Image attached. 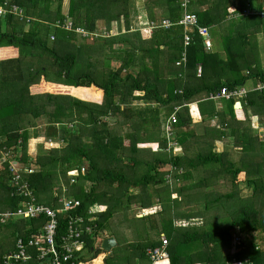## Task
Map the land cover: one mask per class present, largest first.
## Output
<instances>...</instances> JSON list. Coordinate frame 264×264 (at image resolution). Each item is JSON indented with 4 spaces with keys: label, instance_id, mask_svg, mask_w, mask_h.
I'll return each mask as SVG.
<instances>
[{
    "label": "trees",
    "instance_id": "obj_1",
    "mask_svg": "<svg viewBox=\"0 0 264 264\" xmlns=\"http://www.w3.org/2000/svg\"><path fill=\"white\" fill-rule=\"evenodd\" d=\"M64 1L0 0L8 9L0 17V157L8 153L0 166V213L15 212L26 201L11 183L14 160L37 204L55 209L63 186L66 197L79 201L77 209L58 215L57 239L66 234L71 217H82L91 228L80 237L84 246L72 255L73 264L104 253L101 236L116 214L124 219L133 207H158L154 214L132 217L148 238L113 250L110 264H139L148 249L161 245V234L169 264H264V132L259 130L264 128V90H255L264 82L256 59L264 22L255 14L242 19L244 27L234 22L223 27L229 14L235 17L247 8L263 12L264 7H257L258 0H193L189 11L198 24L209 36L217 27L222 36L220 50L206 51L195 32L184 49L179 0H142L146 15L139 25L144 31L155 25L147 38L131 29V0H67L65 14ZM160 4L164 12L157 21ZM193 4L206 7L194 10ZM12 6L21 13H13ZM68 19L69 31L63 28ZM165 19L174 25L160 27ZM98 21L107 30L116 22L117 35L96 36ZM92 34L90 44L79 43ZM183 52L184 65L178 64ZM248 81L253 87H245ZM242 87L247 93L239 100L241 109L221 100L218 111L208 98L221 88ZM196 101L206 109L203 122L215 117L219 128L204 127L200 135L190 128L188 105ZM173 113L176 123L168 140L163 126ZM34 138L42 141L29 153L28 141ZM225 138L231 146L216 152L214 142ZM49 140L57 146L47 147ZM168 142L181 154L172 153ZM152 143L156 151L142 147ZM81 167L84 173L69 185L68 173ZM98 206L105 210L88 213ZM194 220L201 224H191ZM45 222L39 216L0 223V264L17 238H35ZM30 252L35 258L36 251Z\"/></svg>",
    "mask_w": 264,
    "mask_h": 264
},
{
    "label": "built area",
    "instance_id": "obj_2",
    "mask_svg": "<svg viewBox=\"0 0 264 264\" xmlns=\"http://www.w3.org/2000/svg\"><path fill=\"white\" fill-rule=\"evenodd\" d=\"M192 1L193 0H179V5L182 8V14L177 24L183 26L184 28L183 47L185 49L189 45L191 39L190 33L195 32L200 38H202L205 50L209 51L212 48L209 30L207 27L200 26L198 24L197 16L189 11V7L191 6ZM7 10L8 9H5L3 6H0V17L4 16L7 13ZM11 10L13 13H21V11L18 10L16 6H12ZM255 14L259 15L261 20L264 22V11L254 13L249 8L245 9L243 13L238 16L234 17L232 14H230L229 17L243 19ZM172 25H174V23L165 19L161 20L159 26L168 29ZM154 27L155 25L151 24L149 26V30ZM63 28L67 31L72 30V21L70 19L66 20ZM74 30L82 37L88 36V34L80 28H75ZM185 57V52H183L181 55V61L178 64L182 63L184 65L186 62ZM195 73L197 77L200 76V66H197ZM255 90H264V82L258 83L255 87ZM246 93L247 90L243 87L234 90L221 88L219 92H217L216 94H210L208 98L213 101L232 100L235 103H240L239 100L243 99L246 96ZM175 123L176 116L173 113L168 117L163 126L164 133L168 140H170L171 138L172 128ZM168 144L172 147V153H175L178 146L175 143L173 144L168 142ZM47 145L49 148L57 146L55 142H52L50 140L46 141V146ZM7 154L8 153H2L0 157V166L6 162ZM9 172L11 183L17 188V191L21 193L26 201L23 202L22 206L15 212L0 213V223L3 224L10 218L32 219L39 216H43L46 219V222L37 230V236L35 238L29 240L17 238L14 245V251L3 257V264H28V262L33 259L35 261V264H73L71 263L72 255L74 254V252L81 251L84 246V243L82 240H80V237L83 234H90L91 228L87 225L84 226L82 217H71L68 221L66 234L60 239H57L58 215L69 213L72 210L77 209L80 205L79 201L66 197L65 193L67 191L63 186L61 190V196L56 200L57 207L55 209L37 204L34 196L28 188V185L21 178L23 170L14 160H11L9 162ZM27 172L32 173L33 170H28ZM80 173H84L83 167H81L79 170L70 171L67 176L68 184L75 185ZM88 213H96V207H91ZM160 241L161 245L159 247L147 250V256L152 262L158 260H168V253L166 251L168 242L163 235H161ZM30 250L36 251L35 258L33 257V254L30 252Z\"/></svg>",
    "mask_w": 264,
    "mask_h": 264
},
{
    "label": "crops",
    "instance_id": "obj_3",
    "mask_svg": "<svg viewBox=\"0 0 264 264\" xmlns=\"http://www.w3.org/2000/svg\"><path fill=\"white\" fill-rule=\"evenodd\" d=\"M131 1H132L131 29H133V25H134L135 28L136 27L138 28L136 30H141L142 28H141V26L139 24L140 23L141 24H144L145 23L144 21H145V15H146L145 14V10L143 8L144 5H142L143 1L142 0H131ZM195 1H198V0H195ZM256 5H257V7L259 5V7L263 8L264 7V0H258V2H256ZM205 7H206V5L198 6L196 4H193L192 7H191V9H194V10L195 9L202 10ZM163 12H164L163 11V5L160 4V6H158L156 8V11H155L156 19L158 18L157 21H159L160 19H162ZM229 16H230V14H229ZM229 16L227 17V21L224 22V25L226 23L229 24V22L231 20V18ZM232 22H234L237 26H239V28H240V26H243L244 27V21L242 19H238L236 22L233 20ZM112 24H113V29H114L113 31H115L116 34H117L118 33V31H117L118 30V25H117L116 22H113ZM221 24L222 23H220V25ZM121 26H123V25H121ZM212 29H214L216 31L218 30L217 27L211 28V30ZM122 30H123V28H122ZM221 30H222V27H221ZM142 31H144V30L142 29ZM145 31H147L148 33H150L149 32L150 31L149 29H146ZM218 35H219L218 37H220V34H218ZM258 36L263 41V37H261L262 35L260 34V35H257V37ZM259 37L257 39H259ZM210 40H211V36H210ZM214 40H211V42H212V48L214 50H220V44H219L220 38H218V42L216 40L214 42ZM263 44H264V41H263ZM262 54H264V51L263 50H262ZM222 55H223V53H222ZM262 67L264 68V66H262ZM253 83H254V81H248V82L245 83V87L246 88H251V87H253ZM135 104H137V103H135ZM214 104H215L216 109L219 111V110H221L223 108L222 105L224 103H222L220 101H216ZM139 105L142 106L143 103H141ZM240 105H241V108H242V104L241 103H240ZM188 109H189V114H190V118H191L190 128H192L197 135H200L203 132V128L204 127H207V126H210V127H213V128H219V122H218L217 118H215V117L213 119H211V120H208L206 122H203L202 114L203 113L206 114V109H205L204 106H201L200 107V105H198V102L197 101L189 104L188 105ZM239 115H241V114H239ZM259 130H261V129H259ZM261 131L264 132V129H262ZM34 140H35V138L34 139H30V141H34ZM40 140H42V139L40 138ZM39 144H41V141H39L38 143L35 144L36 145V148H37V146ZM214 145H215V151L216 152H221L225 148L231 146V139L230 138H225L222 141L217 140V141L214 142ZM142 147H144L145 149H151L152 151H156V149H157L158 146H157V143H152V144L143 145ZM180 152H181V148L178 146L176 148L175 154H181ZM29 153H31V152H29ZM133 192L134 193H137V191H133ZM104 210H105V208L102 207V206L96 207V212L97 213L103 212ZM157 210H158V207H153V208L148 209V210H141L138 207H133V209H131L130 211H127V214H135L136 217H139L140 218V217L144 216V213H146V215H147V213L149 214L152 211V213L154 214ZM152 213H150V214H152ZM122 215H123V213L122 214H116L114 216V219L112 221V224H110V226H109L110 228L107 229L104 232V234L101 236V240H104V239L110 238V237L114 238L115 243H116L115 246L111 249V251L109 253H105L104 252L103 255L99 254L97 256V258H95L94 260H92L90 262H87L85 264H106L105 263V260L106 259H109V257H112L113 256L112 251L115 249V247L118 250H123V249L127 248L128 245L130 243H132V242H135L136 243V242H145L146 241V239L148 238V236H146V238H145V232L142 233V234L137 235L132 230H130V233L132 234V236H131V239H129V237H125V235H124V234H126V230H124L123 235L121 237V230H122V228H113V230L111 229L113 224L115 226L119 227V225H121L123 223V221H122V219H123L122 218ZM182 222H187V221H182ZM114 231H118V232L114 233ZM108 232H111V233L113 232V233L111 234V233H108ZM114 234H116L119 237H121L120 242H117ZM120 259H122V258H120ZM117 264H125V263L122 260H119V261H117ZM131 264H136V263L135 262H132ZM139 264H169V260H158V261L152 262L148 258V256H146L145 260L140 261Z\"/></svg>",
    "mask_w": 264,
    "mask_h": 264
},
{
    "label": "rangeland",
    "instance_id": "obj_4",
    "mask_svg": "<svg viewBox=\"0 0 264 264\" xmlns=\"http://www.w3.org/2000/svg\"><path fill=\"white\" fill-rule=\"evenodd\" d=\"M67 5H68V1L66 0V1H64L63 2V6H62V12H64V14L65 13H67ZM238 19H240V18H232L231 17V20H230V22H232L233 20L236 22ZM227 23L223 26L224 28H227ZM262 27V31L264 32V24H262L261 25ZM111 27V28H110ZM110 30H107L106 29V25H105V23L103 22V21H98L97 22V32H96V36H102V37H107V36H115V35H117L116 34V32L115 31H113L114 29H113V24H111L110 25ZM122 28H123V26H121ZM122 28H121V30H122ZM142 28V27H141ZM235 28V27H234ZM136 29H138L137 27L135 28V26L133 25V30H136ZM142 30V29H141ZM141 30H138L139 32H141L142 33V37L143 38H147L148 37V32L147 31H141ZM113 31V32H112ZM234 31V33L237 31V30H233ZM93 36L92 37H90L87 41H84V40H82L81 38H80V41H79V43L81 44V43H87V44H90L89 42H91V40L93 39V38H95L96 36H94V34H92ZM146 35H147V37H146ZM210 36H211V40H216L217 42H218V38H220V41H219V44L223 47V40H222V36H220V37H218L219 35H218V32L216 31V30H214V29H212L211 31H210ZM259 37V36H258ZM257 37V38H258ZM262 37V36H261ZM215 40H214V42H215ZM95 41V40H94ZM94 41H92V42H94ZM256 44H257V60H259L260 61V63L262 64V66H264V54H262V50L264 51V44H263V41L261 40V38L259 37V39H257L256 40ZM106 51V50H105ZM106 53H109L108 51H106ZM263 62V63H262ZM40 125H42V124H40ZM38 126L37 127V129L38 130H40L41 131V127L42 126ZM261 130L262 129H264V128H260ZM260 130V131H261ZM125 131H127L125 128L123 129V132H125ZM39 141H42V140H40V138H36L34 141H28V146H27V150L29 151V152H31V153H34V152H36V143H38ZM47 147H48V145H47ZM245 191V192H244ZM243 191V194H246L247 193V191L246 190H244ZM144 213V212H143ZM150 213H152V211L150 212ZM149 213V214H150ZM144 214H146V213H144ZM148 214V213H147ZM133 215L134 214H128L125 218H127V219H122V221H124L121 225H119V227H117V226H115L114 224L112 225V230H113V228H122V230H121V237H122V235H123V232H124V230H126V234H124L125 235V237H129V239H131V236H132V234L130 233V230H132L135 234H137V235H139V234H142V233H144V231L141 229V228H138V223L135 221V220H133ZM111 223V221L109 222V224ZM191 224H193V225H196V224H201V220H194V221H192V222H190ZM187 224H189L188 222H181L180 223V225H183V226H185V225H187ZM190 224V225H191ZM222 224V221H220V223L219 224H217L218 226H220ZM177 225H179V223H177ZM125 228V229H124ZM116 232H118V231H114V233H116ZM114 236H115V238H116V240H117V242H120V239H121V237H119L118 235H116V234H114ZM118 251V249L117 248H115L114 249V253L115 252H117ZM101 255H103V253H101ZM111 257H109V263L108 264H110L111 262H112V259H110Z\"/></svg>",
    "mask_w": 264,
    "mask_h": 264
},
{
    "label": "water",
    "instance_id": "obj_5",
    "mask_svg": "<svg viewBox=\"0 0 264 264\" xmlns=\"http://www.w3.org/2000/svg\"><path fill=\"white\" fill-rule=\"evenodd\" d=\"M241 105L239 102H236L234 104V109H240ZM115 240L114 238L110 237V238H106L104 240H102L100 248L103 252L105 253H109L111 251V249L115 246Z\"/></svg>",
    "mask_w": 264,
    "mask_h": 264
}]
</instances>
